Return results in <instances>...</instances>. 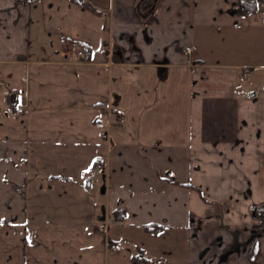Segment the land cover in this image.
Segmentation results:
<instances>
[{
  "label": "crops",
  "instance_id": "obj_1",
  "mask_svg": "<svg viewBox=\"0 0 264 264\" xmlns=\"http://www.w3.org/2000/svg\"><path fill=\"white\" fill-rule=\"evenodd\" d=\"M82 1L0 0V264H264V6Z\"/></svg>",
  "mask_w": 264,
  "mask_h": 264
},
{
  "label": "trees",
  "instance_id": "obj_2",
  "mask_svg": "<svg viewBox=\"0 0 264 264\" xmlns=\"http://www.w3.org/2000/svg\"><path fill=\"white\" fill-rule=\"evenodd\" d=\"M75 3H81L84 2L82 0H71ZM260 4H264V0H237L236 2V12L239 15L247 16V17H257L258 13L260 12ZM88 7L90 5L84 4ZM97 162V161H96ZM95 162V165H96ZM94 165V164H93ZM115 218L118 220H122L125 216V210L120 209L115 211ZM256 216L261 220V225L264 226V205H262L259 209H256ZM161 226L159 225H147L145 226V229L148 232H155L158 230ZM129 261L131 264H152L154 261L147 258L142 250H139V252L135 255L130 256Z\"/></svg>",
  "mask_w": 264,
  "mask_h": 264
},
{
  "label": "built area",
  "instance_id": "obj_3",
  "mask_svg": "<svg viewBox=\"0 0 264 264\" xmlns=\"http://www.w3.org/2000/svg\"><path fill=\"white\" fill-rule=\"evenodd\" d=\"M260 6H264V4H260ZM262 21H264V17L262 18ZM187 53H190V50H186ZM77 57H84L86 55V52L82 49H79L76 51ZM22 107H20L21 109ZM121 120H123V117H121Z\"/></svg>",
  "mask_w": 264,
  "mask_h": 264
},
{
  "label": "rangeland",
  "instance_id": "obj_4",
  "mask_svg": "<svg viewBox=\"0 0 264 264\" xmlns=\"http://www.w3.org/2000/svg\"><path fill=\"white\" fill-rule=\"evenodd\" d=\"M263 13H264V11H263ZM162 252H163V254L166 253V251H164V250Z\"/></svg>",
  "mask_w": 264,
  "mask_h": 264
},
{
  "label": "water",
  "instance_id": "obj_5",
  "mask_svg": "<svg viewBox=\"0 0 264 264\" xmlns=\"http://www.w3.org/2000/svg\"><path fill=\"white\" fill-rule=\"evenodd\" d=\"M250 96H253V93H251V95Z\"/></svg>",
  "mask_w": 264,
  "mask_h": 264
},
{
  "label": "snow or ice",
  "instance_id": "obj_6",
  "mask_svg": "<svg viewBox=\"0 0 264 264\" xmlns=\"http://www.w3.org/2000/svg\"><path fill=\"white\" fill-rule=\"evenodd\" d=\"M90 170V169H89Z\"/></svg>",
  "mask_w": 264,
  "mask_h": 264
}]
</instances>
